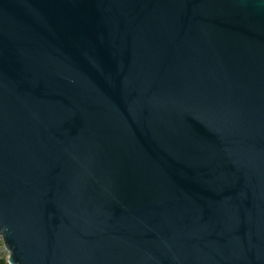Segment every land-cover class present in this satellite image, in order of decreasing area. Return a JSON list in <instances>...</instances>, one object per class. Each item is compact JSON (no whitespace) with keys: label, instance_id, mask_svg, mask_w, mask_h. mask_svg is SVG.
Wrapping results in <instances>:
<instances>
[{"label":"water","instance_id":"1","mask_svg":"<svg viewBox=\"0 0 264 264\" xmlns=\"http://www.w3.org/2000/svg\"><path fill=\"white\" fill-rule=\"evenodd\" d=\"M8 264H264V0H0Z\"/></svg>","mask_w":264,"mask_h":264},{"label":"rangeland","instance_id":"2","mask_svg":"<svg viewBox=\"0 0 264 264\" xmlns=\"http://www.w3.org/2000/svg\"><path fill=\"white\" fill-rule=\"evenodd\" d=\"M0 243H1V254L3 255L4 258H7L8 257V253L7 251L4 249L3 245H2V240H1V237H0Z\"/></svg>","mask_w":264,"mask_h":264},{"label":"trees","instance_id":"3","mask_svg":"<svg viewBox=\"0 0 264 264\" xmlns=\"http://www.w3.org/2000/svg\"><path fill=\"white\" fill-rule=\"evenodd\" d=\"M0 249H1V243H0ZM0 264H8L6 262V258H4L3 255L1 254V251H0Z\"/></svg>","mask_w":264,"mask_h":264}]
</instances>
